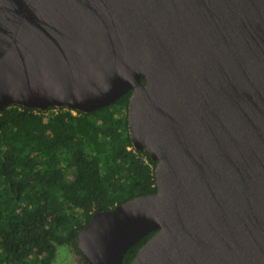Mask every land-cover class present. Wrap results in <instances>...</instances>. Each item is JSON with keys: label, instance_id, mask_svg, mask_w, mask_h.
<instances>
[{"label": "water", "instance_id": "1", "mask_svg": "<svg viewBox=\"0 0 264 264\" xmlns=\"http://www.w3.org/2000/svg\"><path fill=\"white\" fill-rule=\"evenodd\" d=\"M132 91L157 191L96 212L89 264H264V0H0V113Z\"/></svg>", "mask_w": 264, "mask_h": 264}, {"label": "trees", "instance_id": "2", "mask_svg": "<svg viewBox=\"0 0 264 264\" xmlns=\"http://www.w3.org/2000/svg\"><path fill=\"white\" fill-rule=\"evenodd\" d=\"M131 95L88 113L18 104L0 113V264H54L60 246L85 260L77 236L96 212L157 191L156 162L129 132Z\"/></svg>", "mask_w": 264, "mask_h": 264}, {"label": "rangeland", "instance_id": "3", "mask_svg": "<svg viewBox=\"0 0 264 264\" xmlns=\"http://www.w3.org/2000/svg\"><path fill=\"white\" fill-rule=\"evenodd\" d=\"M57 251L58 254L54 264H88L76 255L75 251L69 246H60Z\"/></svg>", "mask_w": 264, "mask_h": 264}, {"label": "flooded vegetation", "instance_id": "4", "mask_svg": "<svg viewBox=\"0 0 264 264\" xmlns=\"http://www.w3.org/2000/svg\"><path fill=\"white\" fill-rule=\"evenodd\" d=\"M86 261V260H85ZM87 262V261H86ZM88 263V262H87ZM89 264V263H88Z\"/></svg>", "mask_w": 264, "mask_h": 264}, {"label": "built area", "instance_id": "5", "mask_svg": "<svg viewBox=\"0 0 264 264\" xmlns=\"http://www.w3.org/2000/svg\"><path fill=\"white\" fill-rule=\"evenodd\" d=\"M74 111V110H73Z\"/></svg>", "mask_w": 264, "mask_h": 264}]
</instances>
